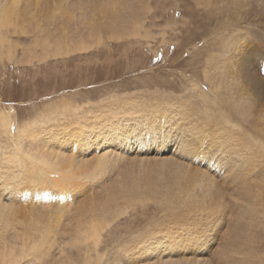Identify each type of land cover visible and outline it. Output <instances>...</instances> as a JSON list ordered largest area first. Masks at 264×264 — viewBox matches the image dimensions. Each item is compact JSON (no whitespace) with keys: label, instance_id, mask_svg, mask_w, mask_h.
<instances>
[{"label":"rangeland","instance_id":"obj_1","mask_svg":"<svg viewBox=\"0 0 264 264\" xmlns=\"http://www.w3.org/2000/svg\"><path fill=\"white\" fill-rule=\"evenodd\" d=\"M77 1L80 2V0H76L75 4H72L71 2L74 0H0V158L9 156V159H12L13 163L7 166L9 169L14 168L7 170L10 171V180L6 179V182L13 185V191L15 190L13 198L4 199L9 204V206L6 205L4 213L13 216L14 212L18 213L19 210L22 212L19 213L22 214L21 218L39 217H37L38 221L32 220L37 223L39 229L38 232L36 231L35 249L37 252H30L31 257L34 253L40 257L48 246L52 251L53 243L57 245L58 253H62L64 256L67 255L65 252L68 250H63L67 246L61 240L64 235H60L58 232L61 224L57 221L58 215L55 216L63 211L56 213L51 209L48 211L41 203H37L38 207L37 204L35 206L33 204L41 197L40 201L43 202L58 200L63 202L72 200L73 203L77 201L78 204L88 202L89 208L92 201L94 206H99L105 201L106 194L102 199L98 198L97 195L100 196V194L96 188L99 183L104 182L108 173V170H104L102 167L93 173L95 158L92 161L88 159L83 162L78 171L73 169L69 162L63 166L51 167L50 162L46 164L43 159L38 158V153L29 145V141L33 142L37 136L38 138H51L54 133H60L67 138L75 139L79 135V124H82V128H88L91 125V123H86L91 115H98V110H102L101 108L108 110L116 107L117 103L124 104L122 100H129L132 103H146V107H141L146 109L156 103L171 102L179 106L180 112L183 110L192 112L193 116L196 115L195 118L203 119L202 122L210 126L216 120L221 119L220 115H224L228 127L234 126L237 132L243 133L244 136H252L254 141L264 143V139L260 140L254 135L247 124L250 120L257 118L254 114H256L258 106L254 109L255 105L253 107L251 105L249 117L246 113L238 115L239 121L237 118L226 117L225 114H228V111L224 110L227 107L225 104L234 107L236 104L231 99L229 90L222 81L218 80V74L227 75L228 79V73L240 72L238 70H241L239 68L241 61L245 62V65L247 64V69L244 68L246 74L250 67L251 72L260 74H257L259 77L264 75V53L260 54L264 47V0H236L232 2L231 0H222V2L209 0V3L208 0H204V4L196 0H136L138 12L141 13L138 19L139 28L135 31L137 34L109 32L110 26L105 21L112 14L111 7L119 8L115 0H85L76 3ZM234 3L238 4L234 5ZM91 16L97 21L98 26L87 29L86 24ZM98 19L102 23L98 22ZM42 27H46V29H42ZM65 27L73 32L87 33L91 35V38L78 36V39L73 42L67 41L70 45L60 42L58 39H45V33L56 35L54 38H58ZM43 30L49 31L42 32ZM234 40H238V44L235 45H238L239 50H245L244 54L241 53L243 55H236L239 52L232 53V49L236 48L235 45V47L232 46ZM55 42L61 43L60 49L63 53L52 54ZM75 45L77 46L75 47ZM78 46H81V49H78ZM71 47H73L72 51L69 50ZM44 54L46 55L44 56ZM234 67H238V70ZM249 84L253 85L250 82H245L247 91L254 100L253 93L262 83H258L256 88L253 86L250 88ZM223 93L225 94L223 95ZM225 100H229V104ZM241 120L242 122H240ZM46 125L52 127L51 129L48 127L52 132L47 133ZM72 139L69 142L75 141ZM90 143L93 144L91 141ZM27 146L30 147L27 148ZM90 149L89 154L80 155L76 146L73 149L69 148L72 155L76 156L78 160L83 157H91L93 148L90 147ZM129 155L142 156V154L133 152H130ZM147 155L152 156L153 152H149ZM86 164L92 166L91 172L84 167ZM117 165L118 163L115 164V166ZM46 167L51 168L50 173L45 171ZM54 170L60 171V176L56 175L58 174L56 171L53 174ZM102 172L104 175L101 174ZM10 173H14V176H11ZM48 177L51 183H54L53 180H55L59 186L53 190L57 196L52 199L39 195L40 188L44 185V179H48ZM56 180L58 181L56 182ZM139 182L147 184L149 180L142 179ZM29 183L36 186L34 194H28ZM65 186L67 187L64 188ZM168 189L169 187L164 189L158 183L149 190L157 196L142 198V202L134 201L128 204L115 198V209L111 210L109 215L114 216V211L121 213L107 228L99 232V236L101 235L99 248L91 249L93 258L99 256L103 257L102 261L105 259L110 261L117 250L129 248L127 245L131 247L138 236H149L151 232L159 230L161 226L164 229L176 230V227L169 222L167 211L162 205L163 194ZM254 193L256 195L252 199L259 195V190L255 189ZM166 199L169 200L168 197ZM258 202L262 204L258 206L259 210L264 205V195ZM57 206L60 208L59 205ZM190 206L191 204L188 203L183 207L189 208ZM41 212H45L43 216L46 217L41 216ZM66 213L64 212L60 216L62 218L67 216ZM214 215L217 216L219 213H214ZM11 216L8 215L7 219L11 220ZM56 217L57 219H55ZM62 218L60 220L64 221ZM42 220H46V224L53 225L48 226L44 223L42 225ZM217 221L219 220L217 219ZM259 221H264V217ZM2 223L3 221H0V225ZM42 226L43 230L44 228L49 230L48 228L53 226L51 231H54V237H51V233L47 234L48 231H43ZM71 226L67 225L66 228ZM16 229L14 228L15 232ZM214 230L207 235L212 244L205 247L203 251L205 258L211 256L210 253L216 244V241H213L211 237L217 239L220 235L219 231ZM263 231L264 224L258 226L255 231L259 240L264 236ZM1 232L0 229V234ZM212 232L214 233L212 234ZM46 238L48 240L52 238L53 243L47 241ZM30 244L32 241L28 245ZM190 248L196 252L194 247ZM59 249L63 251H59ZM187 249V246H182L181 251H187ZM187 255L194 256L193 254ZM64 256L62 257L64 258ZM37 259H33V262L34 260L36 262L32 263L43 264L41 260L38 262ZM64 259L67 260V258ZM21 261L19 264H25V261H28V256ZM28 263L26 262V264ZM48 264L54 263L49 261Z\"/></svg>","mask_w":264,"mask_h":264},{"label":"bare ground","instance_id":"obj_2","mask_svg":"<svg viewBox=\"0 0 264 264\" xmlns=\"http://www.w3.org/2000/svg\"><path fill=\"white\" fill-rule=\"evenodd\" d=\"M75 1L71 3L75 4ZM83 1L85 0H80V2L77 1L76 3ZM196 1L204 4V0ZM207 2L209 3V0ZM115 3L119 5V8L114 9L111 7L112 14L105 21L110 26L109 32L137 34L135 31L139 28L138 19L141 13L138 12L136 0H115ZM236 4L238 3H234V5ZM232 7L235 8V6ZM98 22L102 23L99 19ZM97 26V21L91 16L87 21L86 28L91 29ZM42 29H46V27H42ZM62 30L64 31L59 34L58 38H54L56 35L52 36L50 33H45V39H58L60 42L67 43V41H75V39H78V36L91 38V35L87 33L73 32L68 30L67 27ZM44 31L49 30H43L42 32ZM237 41H232V46ZM60 44L59 42H55L53 55L63 53L60 49ZM237 46L236 48L238 49ZM50 47L52 48L53 46ZM80 47L78 49H81ZM236 48L232 49V53L239 52L236 55L244 54V49L237 50ZM62 50L64 51V49ZM69 50L72 51L73 47ZM263 53L264 47L261 49L260 54ZM233 63L235 64V62ZM246 65L245 62L241 61L239 65L241 70H238V67H236L240 72L228 73V79L227 75L218 74V80L222 81L224 86L229 90V94L231 95L229 96L236 104L235 107L225 104L227 107L224 110L227 109L228 111V114H225L226 117L236 119L238 115L244 113L249 117L251 115V105L252 107L255 105L254 109L256 106L259 107H257V112L254 114L257 118L252 121L250 120L247 124H249L250 127L248 128L254 135L261 140L264 139V75L262 74L263 76L259 77L257 75L259 73L251 72L250 65L246 74V71H244ZM245 82L253 84H249L250 88H252L251 86L256 88L258 83H262L253 93L254 100L249 91H247L248 88H246ZM228 101L226 102L228 103ZM122 102L124 104L117 103L116 107L109 108L108 110L101 108L102 110H98V115H91V118L88 119L89 121H86V123H91L88 128H82V124H79V128L77 127L79 135L75 139L67 138V136L60 133H54L51 138H38L37 136V138L33 139V142L29 141V145L38 153V158L43 159L46 164L50 162L51 167L63 166L69 162L71 167L78 171L83 162H86L88 159L92 161L95 158L93 173L97 172L100 167L108 170L106 174L107 178L103 183H99L96 188L100 194L97 197L102 199L106 194V199L99 206H94L91 201V207L89 208L88 202L78 204L77 201L73 203L72 200L68 202L61 200L55 202L40 201V196L48 199L57 196V193L53 192V190H56L55 187L58 186V183H55L53 179L54 183H51L49 177L48 179H44V185L40 188V196L38 195L40 199L33 206L41 203L48 211H50L49 209L56 213L63 211L61 214L67 212V216L63 218L60 216L61 214L54 213L55 216L58 215V219L57 217L55 219L61 224L58 232L60 235H64L61 237L63 238L61 240L67 246L65 249H62H68L65 252L67 253L65 256L62 253H58L57 245L52 242V238L48 240L49 237L46 239L50 243H53L51 245L52 251L49 250L48 246L41 253L40 257L37 253L32 254V257L29 254L32 251L37 252L35 249L37 243L36 231L39 228L36 225L37 223L32 220L38 221V216L33 219L30 217L31 220L24 217L21 218L20 215L22 214L19 213L22 212L18 208V213L14 212L13 216L4 213L6 205L9 206L4 199L15 196L13 185L6 182V179L10 180V171L7 170L12 168L9 169L7 165H11L13 162L11 158V160L9 159V156H2L0 158V221H3L0 225V229L2 230L0 234V264H19V262H22L21 259L26 258V256H28V261H25V264L26 262L33 264L36 262L35 260L33 262V259L37 258L38 262L41 260L43 264H48L49 261L54 264H264V236L262 235L263 237L259 240L255 233L257 227L264 224V221H259L264 217V205L259 209L260 211L258 210V206L262 205L258 200L260 201L261 196L264 195V143L254 141L252 136H244L243 133L237 132L234 126L228 127L229 125L224 120V115H220L221 119L216 120L210 126L205 125L202 122L203 119L199 117L195 118L196 115L193 116L192 112H184V110L180 112L178 110L179 106L171 102L156 103L152 106L150 105L147 109L141 108L142 106L146 107V103H132L129 100H122ZM252 111L254 113V110ZM48 127L50 126L46 125L45 127L47 133L52 132L50 130L52 127L50 129ZM71 139L75 141L69 142ZM30 146H27V148ZM75 146L80 155L89 154L91 151L90 147H92L93 152L91 157H83L78 160L76 156L72 155V151L69 150V148L73 149ZM94 152L97 153L93 154ZM130 152L142 154V156L133 157L129 155ZM149 152H153V155H147ZM17 161L20 162V160ZM33 163L35 162L33 161ZM116 163H118L117 166H115ZM48 167L45 169L47 172L51 169ZM84 167L91 172L92 166L86 164ZM32 169L34 170V168ZM56 170L52 173L55 174ZM57 173L56 175L60 176L61 172ZM10 174L14 176V173ZM62 174L64 175V173ZM81 174L84 176L83 173ZM50 175L52 176V174ZM131 179H135L136 181H128ZM142 179L149 180V183H140L139 181ZM12 181L14 182V180ZM95 182L97 181L95 180ZM158 183L164 189L169 187L163 194L164 200L162 201V205L167 211L169 222L176 227V230L164 229L161 226L159 230L151 232L149 236H138L131 247L127 245L129 248L117 250V253L110 261L108 259L102 261L103 257L99 256L98 258H93L91 249L96 250L97 247L99 248L98 245L101 239L99 232L107 228L111 222L117 219L116 216L121 213L114 211V216L109 215L111 210L115 209L116 206L114 199H119L128 204L134 201L142 202V198L157 196L149 190L154 188ZM255 189L259 190V195L255 199H252L256 195L254 193ZM35 191L36 186L29 183L28 194H34ZM167 197L169 200L166 199ZM188 203L191 204L189 208L183 207ZM36 206L38 207V204ZM30 208H33L31 204ZM46 208L44 209L47 210ZM214 213H219V215L216 216ZM8 215L12 217L11 220L7 219ZM60 218L64 221H61ZM45 221L42 220L40 222L43 225V223L46 224ZM74 222L77 224H74ZM50 224L46 225L49 226ZM67 225L72 226L66 228ZM219 225L221 226L219 227ZM50 227H47L49 230H45V228L43 230V226L41 229L45 232L48 231L47 234L51 233V237H54V231H51L54 227ZM216 227L219 228L214 230ZM14 228H17L16 232ZM212 230L219 231L220 235L217 239L211 237L213 241H216V244L213 247L214 249L212 248L211 256L209 255V258H205L203 251L207 245L212 244L210 238L208 239L207 237L208 233ZM31 241L32 244L28 245ZM41 245L43 246V243ZM182 246H187V251H181ZM190 247H194L196 252ZM61 250L59 249V251ZM187 254H193L195 258ZM62 256L67 258V260Z\"/></svg>","mask_w":264,"mask_h":264}]
</instances>
